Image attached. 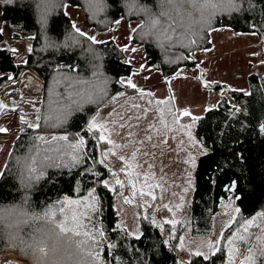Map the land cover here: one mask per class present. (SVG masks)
<instances>
[{
    "label": "trees",
    "instance_id": "1",
    "mask_svg": "<svg viewBox=\"0 0 264 264\" xmlns=\"http://www.w3.org/2000/svg\"><path fill=\"white\" fill-rule=\"evenodd\" d=\"M38 3L41 0H0V89L17 82L30 69L37 70L45 84V96L39 111L41 129H30L20 120L22 130L12 136L11 150L4 164H8L11 170L0 179V204L4 205L19 204L25 195V189L15 175L12 164L14 157L26 153L30 136L38 132L46 136L67 134L71 141L80 133L88 141L89 154L98 161L107 144L101 142L99 149L94 147L92 137L98 132L86 133L84 129L87 124L99 108L108 105L116 94L142 92L136 91L137 87L129 88L125 83V79L133 83L138 71L117 41L110 39L93 43L85 36H80L73 25L89 36L91 34L74 21V11L82 15V21L90 28L100 31L112 28L116 21L124 20L129 24L136 22V31L132 33L130 42L143 47L146 66L151 69L143 72H146L147 80L150 81L156 80V74L161 79L158 83H162L176 76L183 68L195 66L188 57L199 49L196 37H191L196 40L192 44L188 37L178 39L173 36L172 41L161 42L154 36H146L144 33L147 29L138 27L146 17L143 14H128L126 0H105L103 10H97L92 0H49L50 8L44 25L40 22ZM140 3L153 10L157 8V0H140ZM223 27L264 39V0H240L239 11L216 16L210 27L200 33L203 45L211 47L208 29ZM65 76L87 82L76 85L85 92H91L94 85L98 86L96 95L93 97L94 102L86 97L73 96L79 101L80 107L77 109L73 105V110L67 112L63 123L51 127L47 118L59 115L53 109L61 106L53 104V101L61 99L58 93L67 96L69 91L63 81ZM58 80L61 83H57ZM248 83L249 92L226 84H212V91L220 94L218 106L208 110L197 121L195 136L207 152L198 157L195 166L190 204L193 238L211 236L214 217L224 202L233 201L240 209V213L235 215L237 221L264 211V87L256 73L248 76ZM16 112L21 117L22 111L18 109ZM91 166L92 160H87L71 171L67 168L49 169L48 176L55 182L43 179L27 190L29 210L39 212L64 195L78 198L87 195V190L95 187V195L100 201V211L96 216L98 226L105 231V244L117 245L110 251L105 248L102 253L109 264H180L183 260L179 253V237L172 239L168 236L169 226L163 225L162 230L153 224L151 221L155 216L150 209L140 217L142 235L138 239L125 232L124 228H117L120 218L115 207V192L100 183L104 179H113L109 168L96 163L93 170L102 173L99 177L79 174ZM114 187L118 188L116 185ZM235 226L226 227L223 231L225 236ZM7 254H16L21 261L31 264L28 253L22 250L19 242L13 244L6 237L0 238V264ZM226 259V244H222V251L209 261L192 255L190 264H226Z\"/></svg>",
    "mask_w": 264,
    "mask_h": 264
},
{
    "label": "snow or ice",
    "instance_id": "2",
    "mask_svg": "<svg viewBox=\"0 0 264 264\" xmlns=\"http://www.w3.org/2000/svg\"><path fill=\"white\" fill-rule=\"evenodd\" d=\"M92 3L97 7V10H103L105 7V0H92ZM126 6L128 14H143L146 17V20L138 25L141 29H147L144 33L146 36H154L161 42L164 40L172 41L173 36H177L178 39L188 37L189 43L194 44L196 40L191 37H198L201 32L209 28L211 21L216 16L223 14L231 15L233 11H239L240 0H157L156 10H153L146 4L140 3V0H126ZM37 8L41 11L40 22L44 25L50 8L49 0H41V3L37 4ZM116 23H119V21H116ZM73 27L80 36H85L89 41L102 43L95 36H89L79 28H76L75 25ZM212 30L214 31L215 29ZM133 31L136 30L134 29ZM76 42L78 43V41ZM63 81L69 91L67 96L58 93L57 95L61 99L53 101V104L61 106L53 109V112H59V115H50L47 118L51 122L49 125L51 127L60 126L63 123V119L66 118L67 112L73 110V105L77 109L80 107L79 101L73 99V96L86 97L89 101H93V97L96 95L95 89L98 87L94 85L91 92H85L78 89L76 85L87 82L70 76L63 77ZM57 83H61V81L58 80ZM121 83H124V81H121ZM127 83L132 88L137 87L131 80L127 81ZM100 91L103 92L104 89L101 88ZM64 101H70V103H64ZM148 103L151 105L152 101H148ZM166 103L164 100L156 101L157 105H164ZM0 107L6 108L8 105L0 102ZM133 107L140 108L141 106L134 104ZM149 110V108L142 110L145 117ZM167 114L172 117L171 121L166 119L165 108H159L158 118L161 128H157L155 123H150L149 129L160 132L161 129L168 130L170 124L178 122L179 117L172 109H167ZM183 115L188 116L190 113L184 111ZM117 116L119 121H125L124 114L117 113ZM133 119L139 121L142 119V116L127 117V121ZM20 120L30 129L39 130L42 127L40 116H36L32 122L25 120L24 116H21ZM127 121L102 122L98 113L93 115L84 131L90 134L98 132V135H93L92 137L94 147L99 149L101 142L112 145V148L100 153L102 158L98 161L89 154L91 150L88 148V141L80 133H77L71 141L67 134L52 135L49 138L38 132L36 135L30 136V144L26 153L22 156L14 157L12 164V167L15 169V175L21 186L25 189V195L19 204H0V238L6 237L13 244L19 242L22 250L28 253L31 264H109L107 258L102 253L105 248L110 251L115 249L117 245L115 243L105 244L107 240L105 231L98 226L99 221L96 219V216L100 211V201L99 197L95 195V187L88 189L87 195L78 196V198H70L64 195L39 212L30 211L27 207L29 200L27 190L34 186L36 182L43 179L55 182L53 178L48 176L49 169L63 170L67 168L71 171L73 168L85 164L87 160H92V166L84 168L79 174H91L93 177H99L102 173L93 170L96 163L109 168L106 159L109 154L115 155L113 149H124L129 144L137 143L136 141L129 140V144H119L111 138L112 133L115 132V127L110 129L109 123L118 125L120 129L134 126L128 124ZM185 127L190 128V126ZM6 131L7 129L0 128V132ZM115 134L119 135L120 133L115 132ZM127 135L128 137H132L135 134L129 131ZM188 136L191 139L192 134L190 131L188 132ZM145 140L151 141L152 136L147 135L144 140H140L138 143L143 145ZM164 142L166 143L167 141ZM152 147H156V145L153 144ZM139 151V148L132 151L130 159L124 155L119 156V159L125 165L119 169V173H125L127 181L121 179L118 172L112 171L109 168L113 184L119 186L118 189L110 185L108 179L100 181L104 187L110 188L111 191H119V195L124 198L125 204H132L137 195L140 197H151L155 201L157 199L155 189L162 188L161 184L150 183V181L155 179V173L150 171L153 168L152 164H148L149 171H139L142 168V165L136 162ZM143 155L150 156L153 154L145 151ZM191 162L194 166V158H191ZM10 170L9 165L6 164L4 170H0V179L4 178L6 172ZM138 181H142L139 187ZM126 186H129L131 189V196L124 195L123 190ZM183 191L186 193L188 188H184ZM172 195L177 196L178 194L172 193ZM179 199L183 202L184 196L180 195ZM144 203L147 204L148 201L144 200ZM175 207L176 209H182L183 204H177ZM164 208L170 212L172 211V208L167 204L164 205ZM234 211L235 213H240L238 207ZM151 222L163 230V224L157 223L154 218ZM164 223L172 226L170 238L175 239L176 225L180 224L181 221L168 219ZM233 224L236 226L227 236L222 231L215 241L211 239L201 240L199 243L193 241L192 243H195L196 247L195 251L191 252V255L201 257L204 261H209L211 257L216 256L217 253L222 251V244H226V264H264V211L240 221H237L236 216H232L226 222V226L232 227ZM26 228L29 231L25 232ZM117 228H121V225H117ZM253 229L255 230L253 231ZM123 230L125 232L128 231L127 229ZM132 234L136 235L137 239L142 235L138 231ZM179 247L181 249L185 248L183 237L179 238ZM180 264H185V262L181 261Z\"/></svg>",
    "mask_w": 264,
    "mask_h": 264
},
{
    "label": "rangeland",
    "instance_id": "3",
    "mask_svg": "<svg viewBox=\"0 0 264 264\" xmlns=\"http://www.w3.org/2000/svg\"><path fill=\"white\" fill-rule=\"evenodd\" d=\"M73 13L74 21L77 22L80 28L89 31L91 36H95L98 41L110 39L117 41L119 46L129 56L128 60L134 64V67L138 71V74L133 79V83L137 85L136 91L142 92L116 94L115 98L108 105L100 107L97 112L102 122H125L128 116H142V119L139 121L135 119L127 121L128 124L134 126L125 127L124 129H120L118 125L109 123L110 129L115 127V132L120 133L116 135L113 132L111 136L117 143L129 144V140L136 141L137 143L129 144L124 149H113L115 155L109 154L106 163L112 171L119 173V169L125 166L119 159V156L124 155L130 159L131 152L139 148L140 151L137 153L136 161L142 165L139 171H149L148 164H152L153 168L150 171L155 173V179L150 181V183L161 184L162 188L155 189L157 195L155 201L151 197H140L137 195L132 204H125L124 198L119 195V191L115 192V207L120 218L119 225H121V228L127 229L131 235L137 231L142 233L140 217L150 209L157 223L169 226L170 232L168 236H171L172 226L164 223V221L168 219L181 221L180 224L176 225L175 237L184 238L185 248L181 249L178 244L180 248L179 253L183 261L190 262L192 257L191 252L195 251L196 247V244L192 242L199 243L201 240L209 239L215 241L219 237V234L227 227L226 222L236 215L234 209L237 208L233 201L220 204L218 212L214 217L211 236L202 238L192 237L190 204L194 191L195 166L198 157L207 152L195 136L197 118L204 116L209 109L218 106L220 94L212 91V84H226L228 87L249 92L248 76L256 73L261 78L264 87V39L259 38L255 34L239 33L228 27L208 29L211 47H205L202 43L201 35H199L196 37L199 41V49L188 57V60L193 62L195 66L185 67L176 76L158 83L161 80L159 75L154 74L156 80L150 81L147 80L148 76L146 72H143L145 69L151 70L146 66L143 47L134 46L130 42L133 30L136 28V22L129 24L124 20H120L112 28L100 31L90 28L83 22L81 14H78L76 11ZM212 29L215 30L213 31ZM6 40L8 41L7 34ZM28 44L30 43L28 42ZM28 47L30 48V45ZM34 70H27L17 82H11L17 84V88L10 89V83L0 89V102L8 105L6 108L0 107V128L7 129L6 132L0 133L8 134L6 136L0 135V170H3L11 150L12 136L22 130L20 117L16 110H21V116L28 119H35L36 116H40V103L45 96V84L37 70L36 72ZM27 75H32L40 87L42 86L41 93L35 94L28 89L31 86V80L29 79L26 82L24 78ZM149 78L153 79L152 76ZM20 80L24 81L21 86L18 84ZM127 81L129 79H125V83ZM206 84L207 86H205ZM129 88L132 87L129 85ZM7 89L10 90L7 91ZM159 100H164L167 103L157 105L156 101ZM148 101H152V104L149 105ZM134 104H139L141 107L134 108ZM144 108L150 109L146 117L142 111ZM159 108H165L166 119L168 121L172 119L167 114V109L169 108L176 113L179 120L176 124H170L168 130L161 129L160 132H156L149 129V124L155 123L157 128H161L158 118ZM26 109H31L35 115L33 116L30 113L25 114L24 111ZM184 111H188L190 115H183ZM110 113L111 115H109ZM117 113L124 114L125 121H119ZM34 119L32 120L34 121ZM185 126H190V128H186ZM129 131L135 135L128 137ZM189 131L192 134L191 139L188 136ZM147 135H151L152 140H145L143 145L139 144L138 142L144 140ZM51 136L47 134V137L50 138ZM164 141L167 142L165 143ZM153 144L156 147H152ZM109 148H112V145H106L102 151H106ZM145 151L153 155L144 156L143 153ZM191 158H194V166ZM119 175L121 179L127 181L125 173H119ZM109 182L110 185L115 186L113 179H110ZM141 182H137L138 187ZM117 187L119 188V186ZM184 188H188L186 193L183 191ZM123 191L125 196H131L129 186H126ZM172 193H177L178 195L173 196ZM180 195L184 196L183 202L179 199ZM144 200H147L148 203L145 204ZM181 203L183 204L182 209H176L175 205ZM165 204L172 208L171 212L164 208ZM9 255L16 257L21 264H26L16 254H7L1 261V264H4Z\"/></svg>",
    "mask_w": 264,
    "mask_h": 264
},
{
    "label": "built area",
    "instance_id": "4",
    "mask_svg": "<svg viewBox=\"0 0 264 264\" xmlns=\"http://www.w3.org/2000/svg\"><path fill=\"white\" fill-rule=\"evenodd\" d=\"M35 72H36V70H34ZM25 80H26V82H27V80H31L30 81V87L28 88L29 90H31V91H33V93H35V94H39V93H41L42 92V86H41V88L39 89V90H37L38 89V87H34V85H37V86H39V84L35 81L36 79L32 76V75H27L25 78H24ZM23 79V80H24ZM23 80H20L19 81V85L21 86L23 83H24V81ZM9 88L10 89H15V88H17V84H15V83H11L10 85H9ZM10 89H7V91H9ZM24 113L25 114H27V113H30L31 115H35L34 114V112L31 110V109H26V111H24ZM25 118V120H27V121H29V122H32L33 120L32 119H34V118H31V119H28L27 117H24ZM26 125V124H25ZM27 126V125H26Z\"/></svg>",
    "mask_w": 264,
    "mask_h": 264
},
{
    "label": "bare ground",
    "instance_id": "5",
    "mask_svg": "<svg viewBox=\"0 0 264 264\" xmlns=\"http://www.w3.org/2000/svg\"><path fill=\"white\" fill-rule=\"evenodd\" d=\"M35 87H38L39 89L41 88L40 85H39V86L36 85ZM5 262H7V264H21V262L18 261V260L16 259V257H14L13 255H9V256H7ZM5 262H4V264H5Z\"/></svg>",
    "mask_w": 264,
    "mask_h": 264
}]
</instances>
